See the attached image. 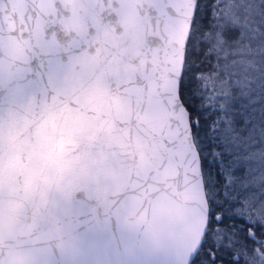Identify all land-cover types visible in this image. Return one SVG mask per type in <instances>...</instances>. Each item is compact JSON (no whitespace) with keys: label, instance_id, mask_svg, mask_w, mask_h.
I'll use <instances>...</instances> for the list:
<instances>
[{"label":"snow or ice","instance_id":"snow-or-ice-1","mask_svg":"<svg viewBox=\"0 0 264 264\" xmlns=\"http://www.w3.org/2000/svg\"><path fill=\"white\" fill-rule=\"evenodd\" d=\"M113 220L264 264V0H0V264Z\"/></svg>","mask_w":264,"mask_h":264},{"label":"water","instance_id":"water-1","mask_svg":"<svg viewBox=\"0 0 264 264\" xmlns=\"http://www.w3.org/2000/svg\"><path fill=\"white\" fill-rule=\"evenodd\" d=\"M35 156H26L21 166L38 167ZM51 175L45 169L41 174ZM108 230L97 236L88 231L73 235L78 251L70 256L59 255L57 264H163V255L142 237L124 230L122 222L113 220Z\"/></svg>","mask_w":264,"mask_h":264}]
</instances>
